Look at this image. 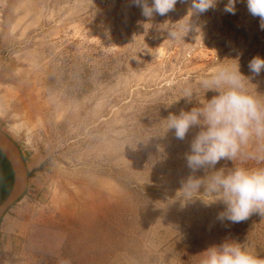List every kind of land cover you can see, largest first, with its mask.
<instances>
[{
	"label": "rangeland",
	"instance_id": "1",
	"mask_svg": "<svg viewBox=\"0 0 264 264\" xmlns=\"http://www.w3.org/2000/svg\"><path fill=\"white\" fill-rule=\"evenodd\" d=\"M191 3L148 18L133 0H0V96L18 97L0 112V130L27 172L0 221V264H201L225 241L264 259V217L221 221L225 205L203 188L180 199L201 129L177 139L169 114L217 95L200 79L237 62L247 93L264 102V70L248 67L264 59V30L247 0L235 14L228 0L193 15ZM261 157L264 140L253 137L235 160L194 175L264 168Z\"/></svg>",
	"mask_w": 264,
	"mask_h": 264
},
{
	"label": "clouds",
	"instance_id": "2",
	"mask_svg": "<svg viewBox=\"0 0 264 264\" xmlns=\"http://www.w3.org/2000/svg\"><path fill=\"white\" fill-rule=\"evenodd\" d=\"M178 0H133L142 9V15L151 18L154 13L161 16L175 9ZM185 2V0H180ZM217 0H192L190 12L201 14L213 8ZM236 0H228L225 11L235 14ZM248 12L259 17L260 27L264 30V0H247ZM191 17V16H190ZM188 18L185 32L191 25ZM182 34L171 31L169 37L180 39ZM253 75L264 70V59L253 57L248 64ZM245 77L239 71V64L234 68L220 67L211 74L202 77L199 87L205 92L218 93L202 106L190 111L181 110L179 115L169 114L166 120V131L174 130L175 137L183 140L190 128L200 126L190 144V153L186 154L187 167L193 175L182 182L179 190L180 199L187 202L202 194L212 197L214 202H222L225 210L218 214L221 221L239 223L247 220L252 214L264 217V168L234 167L220 168L204 178L195 177L200 169H213L222 159L233 161L241 154V149L255 137L264 140V102L246 91ZM189 86L183 90V98L191 101L194 95ZM165 131V132H166ZM264 158V157H261ZM201 264H264L245 247L234 241H225L219 246H212L202 253Z\"/></svg>",
	"mask_w": 264,
	"mask_h": 264
},
{
	"label": "water",
	"instance_id": "3",
	"mask_svg": "<svg viewBox=\"0 0 264 264\" xmlns=\"http://www.w3.org/2000/svg\"><path fill=\"white\" fill-rule=\"evenodd\" d=\"M0 153L6 161L11 174V188L8 195L0 202V221L6 212L23 196L27 172L16 144L0 130Z\"/></svg>",
	"mask_w": 264,
	"mask_h": 264
},
{
	"label": "trees",
	"instance_id": "4",
	"mask_svg": "<svg viewBox=\"0 0 264 264\" xmlns=\"http://www.w3.org/2000/svg\"><path fill=\"white\" fill-rule=\"evenodd\" d=\"M11 184L9 167L0 153V202L8 195Z\"/></svg>",
	"mask_w": 264,
	"mask_h": 264
},
{
	"label": "bare ground",
	"instance_id": "5",
	"mask_svg": "<svg viewBox=\"0 0 264 264\" xmlns=\"http://www.w3.org/2000/svg\"><path fill=\"white\" fill-rule=\"evenodd\" d=\"M16 95L11 92V89H6V91L4 92V94L2 96H0V112H5L7 109V106L9 105V102L11 99H13ZM18 98L17 96L15 97V99ZM33 125L31 127L34 126V123H32ZM24 124H20L19 126H23ZM19 126L15 127V130L18 131ZM31 129V128H30Z\"/></svg>",
	"mask_w": 264,
	"mask_h": 264
}]
</instances>
